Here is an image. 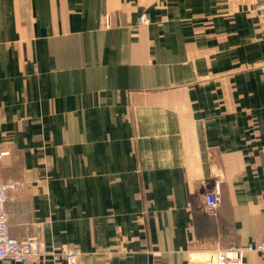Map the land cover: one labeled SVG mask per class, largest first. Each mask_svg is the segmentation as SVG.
Instances as JSON below:
<instances>
[{
	"label": "crops",
	"instance_id": "obj_1",
	"mask_svg": "<svg viewBox=\"0 0 264 264\" xmlns=\"http://www.w3.org/2000/svg\"><path fill=\"white\" fill-rule=\"evenodd\" d=\"M257 4L0 0V183L21 184L9 237L77 247L80 264H208L264 245Z\"/></svg>",
	"mask_w": 264,
	"mask_h": 264
},
{
	"label": "built area",
	"instance_id": "obj_2",
	"mask_svg": "<svg viewBox=\"0 0 264 264\" xmlns=\"http://www.w3.org/2000/svg\"><path fill=\"white\" fill-rule=\"evenodd\" d=\"M256 12L264 16V0H257ZM108 24V18L106 20ZM150 23L149 14L143 13L138 20L141 26ZM7 155L0 154V157ZM21 187L18 182L0 183V263L10 260L15 263L33 264L35 262H51L57 264L64 259L66 264H80L82 252L79 248H62L60 251L47 250L37 238H24L21 241L13 240L8 235V218L5 213V204L11 193ZM219 193H210L204 198V210L209 216H214L220 207ZM264 245L249 243L245 247L232 249H217L212 254L208 264H243V259L249 253H263Z\"/></svg>",
	"mask_w": 264,
	"mask_h": 264
}]
</instances>
